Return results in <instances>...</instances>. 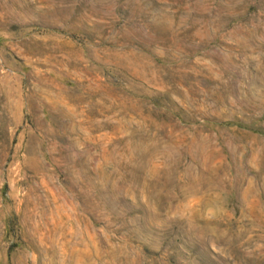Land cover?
<instances>
[{
	"label": "rangeland",
	"instance_id": "374dc122",
	"mask_svg": "<svg viewBox=\"0 0 264 264\" xmlns=\"http://www.w3.org/2000/svg\"><path fill=\"white\" fill-rule=\"evenodd\" d=\"M0 264H264V0H0Z\"/></svg>",
	"mask_w": 264,
	"mask_h": 264
}]
</instances>
